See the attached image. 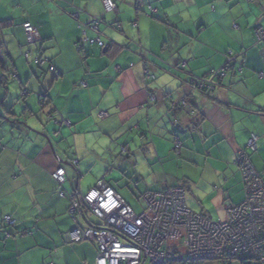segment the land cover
<instances>
[{
  "label": "clouds",
  "instance_id": "1",
  "mask_svg": "<svg viewBox=\"0 0 264 264\" xmlns=\"http://www.w3.org/2000/svg\"><path fill=\"white\" fill-rule=\"evenodd\" d=\"M264 264V0H0V264Z\"/></svg>",
  "mask_w": 264,
  "mask_h": 264
},
{
  "label": "built area",
  "instance_id": "2",
  "mask_svg": "<svg viewBox=\"0 0 264 264\" xmlns=\"http://www.w3.org/2000/svg\"><path fill=\"white\" fill-rule=\"evenodd\" d=\"M205 255H210V253H200L196 254L193 252H187V260L189 261H201L203 256ZM176 260L180 261L183 260L182 257H176ZM169 261H171V256L169 255L168 257L163 258L161 261L158 262V264H167ZM121 264H124V262H121Z\"/></svg>",
  "mask_w": 264,
  "mask_h": 264
},
{
  "label": "trees",
  "instance_id": "3",
  "mask_svg": "<svg viewBox=\"0 0 264 264\" xmlns=\"http://www.w3.org/2000/svg\"><path fill=\"white\" fill-rule=\"evenodd\" d=\"M167 264H200V261H184V260H176V259H171Z\"/></svg>",
  "mask_w": 264,
  "mask_h": 264
},
{
  "label": "rangeland",
  "instance_id": "4",
  "mask_svg": "<svg viewBox=\"0 0 264 264\" xmlns=\"http://www.w3.org/2000/svg\"><path fill=\"white\" fill-rule=\"evenodd\" d=\"M171 259H175L176 257H182L184 261H189L187 260V251L183 252L182 254H177V255H172L170 254Z\"/></svg>",
  "mask_w": 264,
  "mask_h": 264
}]
</instances>
